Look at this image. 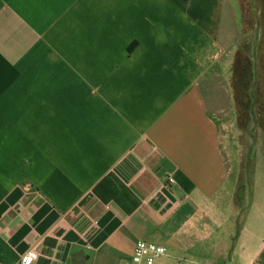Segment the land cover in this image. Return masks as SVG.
Masks as SVG:
<instances>
[{
	"label": "crops",
	"instance_id": "1",
	"mask_svg": "<svg viewBox=\"0 0 264 264\" xmlns=\"http://www.w3.org/2000/svg\"><path fill=\"white\" fill-rule=\"evenodd\" d=\"M247 32L264 0H0V264H264L209 102Z\"/></svg>",
	"mask_w": 264,
	"mask_h": 264
},
{
	"label": "rangeland",
	"instance_id": "2",
	"mask_svg": "<svg viewBox=\"0 0 264 264\" xmlns=\"http://www.w3.org/2000/svg\"><path fill=\"white\" fill-rule=\"evenodd\" d=\"M211 83V115L218 123L229 165L264 177V50L244 33L241 46L225 59ZM244 206V205H243ZM260 234V230L258 232Z\"/></svg>",
	"mask_w": 264,
	"mask_h": 264
},
{
	"label": "built area",
	"instance_id": "3",
	"mask_svg": "<svg viewBox=\"0 0 264 264\" xmlns=\"http://www.w3.org/2000/svg\"><path fill=\"white\" fill-rule=\"evenodd\" d=\"M165 256H167V249L165 247L139 241L134 248L131 260L125 264H174L163 262L162 259ZM37 258L38 252L30 250L21 257L19 264H35Z\"/></svg>",
	"mask_w": 264,
	"mask_h": 264
}]
</instances>
